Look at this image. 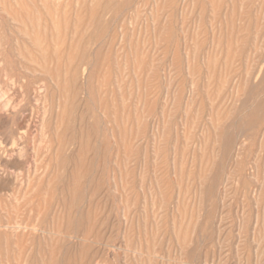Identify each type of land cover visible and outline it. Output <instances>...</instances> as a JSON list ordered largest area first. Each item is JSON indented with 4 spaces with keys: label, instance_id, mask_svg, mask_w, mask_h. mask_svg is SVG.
<instances>
[{
    "label": "rangeland",
    "instance_id": "rangeland-1",
    "mask_svg": "<svg viewBox=\"0 0 264 264\" xmlns=\"http://www.w3.org/2000/svg\"><path fill=\"white\" fill-rule=\"evenodd\" d=\"M263 42L264 0H0V264H264Z\"/></svg>",
    "mask_w": 264,
    "mask_h": 264
},
{
    "label": "bare ground",
    "instance_id": "bare-ground-1",
    "mask_svg": "<svg viewBox=\"0 0 264 264\" xmlns=\"http://www.w3.org/2000/svg\"><path fill=\"white\" fill-rule=\"evenodd\" d=\"M108 1H109V3L112 4V3H113L114 1H116V0H108ZM130 2H131V1H130ZM28 3H29V2H28ZM72 3H74V2L72 1ZM29 4H30V3H29ZM30 5H31V4H30ZM43 8H44V7H43ZM10 11H11V10H10ZM42 13H43V10H42ZM43 16H44V14H43ZM105 16H106V15H105ZM45 17H46V16H45ZM70 18H71V17H70ZM251 19H252V18H251ZM41 21H42V20H41ZM92 21H93V20H92ZM70 23H71V22H70ZM93 24H94V23H93ZM82 27H84V26H82ZM82 27H81V28H82ZM10 29H12V28H10ZM82 29H83V28H82ZM44 30H45V29H44ZM46 30H47V28H46ZM83 30H84V29H83ZM6 31H7V30H6ZM15 33H16V32H15ZM23 34H24V33H23ZM26 35H27V34H26ZM46 37H47V36H46ZM47 38H48V37H47ZM67 39H68V38H67ZM14 41H15V40H14ZM97 42H98V41H97ZM263 44H264V42H263ZM20 45H21V44H20ZM30 46H31V45H30ZM78 46H79V45H78ZM91 46H92V44H91ZM91 46H88V47L90 48ZM76 47H77V46H76ZM88 47H87V49H88ZM94 47H95V46H94ZM91 51H94V50H91ZM11 52H13V51H11ZM16 54H17V53L14 52L13 55H16ZM100 54H101V53H100ZM11 57H14V56H11ZM18 57H19V56H18ZM92 59H93V58H92ZM19 62H21V61H19ZM3 63L5 64V62H3ZM21 63H22V62H21ZM70 63H71V62H70ZM21 66H22V64H21ZM62 66H63V65H62ZM18 69H20V68H18ZM18 69H17V70H18ZM82 69H83V68H82ZM88 69H89V68H88ZM257 69H258V67H257ZM255 70H256V69H255ZM258 70H259V69H258ZM25 71H26V70H25ZM84 71H85V70H84ZM84 71H81V72L84 73ZM21 73H22V72H21ZM23 73H24V72H23ZM37 73H38V72H37ZM83 73H82V74H83ZM30 74H31V73H30ZM254 74H255V73H254ZM256 74H257V73H256ZM28 75H29V73H28ZM83 75H84V74H83ZM83 75H82V76H83ZM30 76H31V75H30ZM86 76H87V75H86ZM251 76H252V75H251ZM87 77H88V76H87ZM17 78H18V77H17ZM42 78H43V77H42ZM85 78H86V77H85ZM253 78H254V77H253ZM251 80H252V79H251ZM46 81H47V79H46ZM50 81H51V80H50ZM69 81H70V80H69ZM84 81H85V80H84ZM47 82H48V81H47ZM75 83H76V84H80V83H82V78H81L80 76L78 77V75H77L76 73H75ZM83 83H84V82H83ZM87 83H89V82H87ZM46 84H47V83H46ZM34 85H35V84H34ZM235 85H236V84H235ZM31 86H32V85H31ZM36 87H40V86H36ZM41 87H43V86H41ZM41 87H40V88H41ZM52 87H53V86H52ZM85 87H86V86H85ZM31 88L34 89L35 87L32 86ZM83 88H84V87H83ZM41 89H42V88H41ZM41 89H38V91L41 90ZM19 90H20V89H19ZM53 90H55V89L53 88ZM83 90H84V89H83ZM263 90H264V89H263ZM56 91H57V90H56ZM56 91H55V93H56ZM88 91H89V90H88ZM4 92H6V91H4ZM7 92H8V90H7ZM33 92H35V91H33ZM36 92H37V90H36ZM6 94H7V93H6ZM6 94H5V95H6ZM8 94H9V93H8ZM10 94H12V93H10ZM36 94H37V93H36ZM39 94L41 95V93H39ZM263 94H264V93H263ZM26 95H28V94L25 93V96H26ZM40 95H36V96H40ZM54 95H55V94H54ZM56 95H57V93H56ZM85 95H86V94H85ZM30 96H31V95H30ZM30 96H29V97H30ZM36 96H35V98H36ZM83 96H84V95H83ZM3 97H5L4 94H3ZM9 97H10V96H9ZM11 97H12V96H11ZM26 97H28V96H26ZM40 97H41V96H40ZM53 97H54V96H53ZM5 98H6V97H5ZM7 98H8V97H7ZM9 99H10V98H9ZM53 99H54V98H53ZM81 99H82V98H81ZM88 99H89V98H88ZM4 100H5V99H4ZM35 100H36V99H35ZM47 100H49V99H47ZM38 101H39V100H38ZM55 101H56V100H55ZM55 101L53 102V100H52L53 103H55ZM67 101H68V100H67ZM9 102H10V101H9ZM9 102H8V103L6 102V103L9 105ZM16 102H17V101H16ZM19 102H20V100H19ZM56 102H57V101H56ZM30 103H31V102H30ZM18 104H19V103H18ZM77 104H78V103H77ZM77 104H76V105H77ZM80 104H81V103H80ZM13 105L18 106V105H16V103L13 104V102H12V106H13ZM19 105H20V104H19ZM53 105H54V104H53ZM78 105H79V104H78ZM6 107H7V106H6ZM6 107H3V109H4V108L6 109ZM52 107H53V106H52ZM76 107H78V106H76ZM81 107H82V106H81ZM13 108H14V107H13ZM13 108H12V109H13ZM17 108H18V107H17ZM54 108H56V106H55ZM75 109H78V108H75ZM10 110H11V109H10ZM245 110H246V109H245ZM74 112H75V111H74ZM76 112H78V111H76ZM262 112H263V111H262ZM51 113H52V112H51ZM6 114H7V111H6ZM52 114H53V113H52ZM52 114H51V115H52ZM73 114H74V113H73ZM73 114H72V115H73ZM14 115H15V114H14ZM255 115H256V114H255ZM21 116H22V113H21ZM73 116H74V115H73ZM50 117H51V116H50ZM252 117H253V115H252ZM9 118H10V117H9ZM14 118H15V116H14ZM71 118H72V117H71ZM254 118H255V117H254ZM249 119H252V118H249ZM256 119H257V118H256ZM256 119H254V120H256ZM263 119H264V118H262V121H263ZM3 120H4V119H3ZM18 120H20V118H19ZM52 120H53V119H52ZM70 120H71V119H70ZM73 120H75L74 117H73ZM12 121H13V119H12ZM12 121H10V122H12ZM20 121H21V120H20ZM20 121H18V122H20ZM76 121H77V120H76ZM76 121H74V122H76ZM247 121H249V120H247ZM10 122H9V123H10ZM253 122H254V121H253ZM256 122L258 123V122H260V121H256ZM51 123H53V122H51ZM72 123H73V121H72ZM254 123H255V122H254ZM254 123H253V124H254ZM7 124H8V123H7ZM11 124H12V123H11ZM11 124H10V125H11ZM10 125H9V126H10ZM247 125H248V124H247ZM255 125H258V126H259V124H256V123H255ZM12 126H13V125H12ZM15 126H16V125H15ZM18 126H19V125H18ZM51 126H53V125H51ZM70 126H71V122H70ZM2 128H3V127H2ZM69 129H70V128H69ZM10 130H11V129H10ZM77 130H78V128H77ZM6 131H7V130H6ZM18 131H19V130H18ZM21 131H22V130H20V132H21ZM13 132H14V131H13ZM50 132H51V130H50ZM9 133H10V132H9ZM259 133H260V132H259ZM22 134H24V133H22ZM70 134H73V133H70ZM77 134H79V132H78ZM262 134H263V133H262ZM0 135H1V134H0ZM19 135H20V134H19ZM66 135H67V134H66ZM237 135H238V134H237ZM240 135H241V134H240ZM2 136H3V135H2ZM52 136H53V135H52ZM258 136H259V135H258ZM263 136H264V135H263ZM65 137H66V136H65ZM77 137H78V136H77ZM259 137H262V136H259ZM51 138H52V137H51ZM71 138H72V137H71ZM73 138H74V137H73ZM75 138H76V137H75ZM6 139H7V138H6ZM18 139H19V138H18ZM14 140H15V139H14ZM53 140H54V139H53ZM71 140H74V139H71ZM20 141H21V140H20ZM14 142H15V141H14ZM71 142H72V141H71ZM8 144H9V143H8ZM3 145H4V144H3ZM13 145H14V144H13ZM13 145H10V146H13ZM4 147H5V146H4ZM13 148H14V147H13ZM52 148H53V146H52ZM52 148H51V150H52ZM232 148H233V147H232ZM0 150H1V149H0ZM7 150H8V149H7ZM7 150H6V152H7ZM237 150H238V149H237ZM240 150H241V149H240ZM240 150H239V151H240ZM2 151H3V150H2ZM230 151H231V150H230ZM8 152H9V150H8ZM14 152H15V148H14ZM10 153H11V152H10ZM12 153H13V152H12ZM17 153H18V152H17ZM230 153H231V152H230ZM240 153H241V151H240ZM240 153H239V154H240ZM1 154H2V153H1ZM231 154H232V153H231ZM4 155H5V154H4ZM9 155H10V154H9ZM15 155H16V154H15ZM0 156H1V155H0ZM2 156H3V154H2ZM6 156H7V155H6ZM10 156H11V155H10ZM12 156H14V155H12ZM0 158H1V157H0ZM5 158H6V157H5ZM14 158H16V157H14ZM75 158H76V157H75ZM235 158H236V157H235ZM235 158H234V159H235ZM231 159H232V158H231ZM237 159H238V158H237ZM16 160H18V159H16ZM20 161H21V160H20ZM66 161H67V160H66ZM70 161H71V160H70ZM70 161H69V163H70ZM2 162H3V161H2ZM236 162H239V161L236 160ZM70 164H71V163H70ZM70 164H69V166H70ZM233 164H234V163H233ZM239 164H240V163H239ZM239 164H238V165H239ZM3 166H4V165H3ZM3 166H1V167H3ZM12 166H13V165H12ZM236 166H237V165H236ZM6 167H7V166H5V168H6ZM8 167H9V166H8ZM67 168H68V167H67ZM10 169H11V167H10ZM68 169H69V168H68ZM6 170H7V169H6ZM65 171H66V169H65ZM67 172H68V171H67ZM2 173H3V172H2ZM2 173H1V174H2ZM4 173H5V170H4ZM64 173H66V172H64ZM67 174H68V173H67ZM2 175H3V174H2ZM4 175H5V174H4ZM29 176H30V175H29ZM31 176H33V175H31ZM66 176H67V175H66ZM1 177H2V176H1ZM7 177H8V174H7ZM11 177H12V176H11ZM22 177H24V175H23ZM67 177H68V176H67ZM61 178H62V177H61ZM64 179H65V178H64ZM148 179H149V178H148ZM8 180H9V179H8ZM23 180H25V179H23ZM27 180H28V179H27ZM60 180H61V179H59V181H60ZM61 181H62V180H61ZM63 181H64V180H63ZM72 181H73V179H72ZM5 182H6V180H5ZM61 183H62V182H61ZM61 183H60V184H61ZM65 183H66V182H65ZM3 184H4V182H3ZM22 184H23V183H22ZM4 185H5V184H4ZM4 185H3V186H4ZM24 185H25V183H24ZM61 185H62V184H61ZM22 186H23V185H22ZM22 186H21V188H22ZM78 187H79V186H78ZM64 188H65V187H64ZM58 190H59V189H58ZM63 190H64V189H63ZM2 191H3V190H2ZM55 191L57 192V190H55ZM75 191H76V190H75ZM63 192H64V191H63ZM77 192H79V191H77ZM65 193H66V192H65ZM57 194H58V193H57ZM2 195H3V194H2ZM5 195H6V194H5ZM80 195H81V194H80ZM66 196H67V194H66ZM10 197H11V196H10ZM7 198H9V197H7ZM58 198H59V197H58ZM10 199H11V198H10ZM68 199H69V198H68ZM65 201H66V200H65ZM58 202H59V201H58ZM57 207H58V206H57ZM58 208H59V207H58ZM73 218H75V217H73ZM73 218H72V219H73ZM79 218H80V217H79ZM81 218H82V217H81ZM71 222H72V220H71ZM6 223H7V222H6ZM1 224H2V223H1ZM82 224H84V223H82ZM4 225H5V224H4ZM21 225H22V224H21ZM5 226H6V225H5ZM5 226H4V227H5ZM7 226H9V225H7ZM16 226H17V225H16ZM16 226H15V227H16ZM72 226H73V225H72ZM2 227H3V224H2ZM19 227H20V226H19ZM81 227H82V226H81ZM81 227H80V228H81ZM21 228H22V226H21ZM27 228H28V227H27ZM31 228H32V227H31ZM33 228H34V227H33ZM33 228H32V229H33ZM0 229H1V228H0ZM15 229H16V228H15ZM15 229H14V230H15ZM17 229H18V228H17ZM72 229H74V227H72ZM33 230H34V229H33ZM35 230H37V228H36ZM31 231H32V230H31ZM37 231H38V230H37ZM45 231H47V230H45ZM45 231H44V232H45ZM19 232H20V231H19ZM19 232H18V233H19ZM33 232H34V231H33ZM7 233H8V231H7ZM34 233H35V232H34ZM51 233H52V232H51ZM72 233H73V232H72ZM74 233H76V232L74 231ZM74 233H73V235H75ZM13 234H14V232H13ZM13 234H12V235H13ZM19 234H20V233H19ZM39 234H40V233H39ZM39 234H38V235H39ZM55 234H56V233H55ZM79 234H80V232H79ZM7 235H8V234H7ZM10 235H11V234H10ZM10 235H9V236H10ZM36 235H37V233H36ZM44 235H46V234H44ZM56 235H57V234H56ZM1 236H2V234H1ZM68 236H69V235H68ZM76 236H77V235H76ZM5 237H6V236H5ZM12 237H13V236H12ZM59 237H60V236H59ZM79 237H80V236H79ZM3 240H4V239H3ZM59 240H61V239H59ZM85 241H86V240H85ZM3 242H4V241H3ZM3 242H2V244H3ZM92 242H93V241H92ZM57 244H58V243H57ZM57 244H56V247H57ZM65 244H66V243H65ZM65 244H64V245H65ZM56 247H55V248H56ZM70 251H71V250H70ZM83 251H84V250H83ZM0 252H1V251H0ZM62 252H63V251H62ZM72 252H73V251H72ZM74 252H75V251H74ZM97 252H98V251H97ZM75 253H76V252H75ZM65 254H66V253H65ZM69 254H70V252H69ZM89 254H90V253H88V255H89ZM1 255H2V252H1ZM66 255H67V254H66ZM70 255H71V254H70ZM71 256H72V255H71ZM155 256H156V255H155ZM2 257H4V256L2 255ZM51 257H52V256H51ZM43 258H44V257H43ZM49 258H50V257H49ZM65 258H66V257H65ZM93 258H94V257H93ZM93 258H92V259H93ZM60 260H61V259H60ZM62 260H63V259H62ZM53 261H54V260H53ZM64 261H65V260H64ZM174 261H175V260H174ZM76 262H77V261H76ZM60 263H61V261H60ZM63 264H65V263H63ZM91 264H93V263H91Z\"/></svg>",
    "mask_w": 264,
    "mask_h": 264
}]
</instances>
